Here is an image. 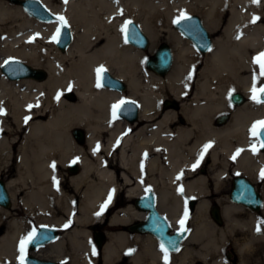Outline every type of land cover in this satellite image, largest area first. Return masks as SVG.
<instances>
[{"label":"bare ground","instance_id":"bare-ground-1","mask_svg":"<svg viewBox=\"0 0 264 264\" xmlns=\"http://www.w3.org/2000/svg\"><path fill=\"white\" fill-rule=\"evenodd\" d=\"M40 1L69 23L72 42L63 52L51 39L57 22H39L25 16L21 7L8 6V0L0 1V66L15 58L47 72L43 82H9L0 75V109L4 112L0 115V168L13 167L6 181L12 207L0 210V220L6 219L10 230L23 224L15 218L17 205L34 221H39L40 213L44 224L58 230L68 228L51 248L61 250L68 244L80 259L91 250V225L111 211L102 260L112 264L121 249L131 245L132 238L122 226L139 216L131 201L146 188L155 191L175 226L183 215L184 202L207 193L210 179L220 193L231 169L232 175L252 180L259 176L264 154H254L248 145L252 125L264 121V104L256 107L246 101L232 108L227 94L233 90L250 96L253 76L256 82L261 78L253 58L264 53V0H59V5L53 0ZM182 11L199 14L207 31L216 35L211 49L199 53L177 30L170 32L166 37L173 48L170 72L164 77L147 72L139 75L145 69L144 55L124 41L123 22L136 21L154 41L151 27L165 24L167 28ZM101 66L126 83L128 99L140 106L145 124L141 128L112 119V106L124 96L96 87V69ZM168 91L180 102L177 111L162 107ZM68 92L75 94V102L64 98ZM225 112L229 121L218 127L216 117ZM75 127L86 132L84 146L74 141L71 130ZM209 144L199 163H208L209 170L200 175L199 165L194 170L193 165ZM70 163H76L79 172L61 178V170ZM109 193L110 202L97 215ZM119 197L131 200L129 205L116 209ZM202 208L199 204L197 210ZM223 210L230 216L238 214L239 208L227 203ZM193 229L194 240L202 230L207 231L198 223ZM2 241L0 248L10 249V240ZM220 249V243L211 239L199 250L206 257Z\"/></svg>","mask_w":264,"mask_h":264},{"label":"flooded vegetation","instance_id":"flooded-vegetation-1","mask_svg":"<svg viewBox=\"0 0 264 264\" xmlns=\"http://www.w3.org/2000/svg\"><path fill=\"white\" fill-rule=\"evenodd\" d=\"M159 47V46H158ZM157 47V48H158ZM156 48V49H157ZM156 49L153 53L145 55V59L153 57ZM147 52V51H146ZM174 62V57H173ZM148 71V70H147ZM149 72V71H148ZM150 73V72H149ZM173 104L164 102L162 107H173ZM226 118L220 117L217 119ZM142 122L135 125L136 129L141 128ZM264 170V168L262 169ZM256 179H249L243 175H233L226 179L225 185H222L219 192H215L214 187L207 186V193L201 197H190L183 204V210H187L188 217L185 223L187 231L177 236L179 225H173L166 210H163L158 197L154 192V209L160 216L153 215L147 210L149 203L139 202L143 197L144 193L139 197L133 199L132 208L139 215L133 221L128 222L123 228V232L128 238H132L131 245L124 247L119 252L118 258L112 262V264H164L163 253L160 251V244H164L169 252V264H179L180 261L183 264H264V226H262L261 232H257L256 228L258 222L264 221V196L262 189L264 186V179L260 176ZM8 176V175H7ZM7 176H5L7 178ZM10 176V175H9ZM8 176V177H9ZM0 178V181L4 184L6 192L10 197V203L8 208H4L0 205V210L10 211L12 207V198L6 187V181ZM239 178H244L254 189L251 192L244 184L238 181ZM224 180V179H223ZM213 185V184H212ZM237 191L236 194H233ZM260 199V205L258 208L253 199L256 197ZM241 199L251 200V203L244 204L238 202ZM220 200L223 203H220ZM128 201V202H129ZM230 204L238 207V214L225 216L223 205ZM203 204V208L198 211V205ZM129 204L127 200L122 199L121 202L116 204V209L127 207ZM16 219H22L23 224L16 227L13 231L6 226V219L0 220V247L3 242V238L10 240V249L7 251L0 248V264H18V243L24 236L27 235L33 228L37 230V241L34 244L28 246L26 252V263L35 264L38 262L49 261L58 264H77L75 258L71 256V252L64 251V260L60 258L47 260L45 259L46 248L57 244L60 233L56 235V238L49 243H45V239L42 236L40 228L44 225L42 222L44 217L38 213L39 221H34L29 216H26L20 207L17 208ZM183 212V214H184ZM112 212H105L103 218L94 221L91 225V250L93 257L96 258L95 264L103 263V249L107 244V226L109 224V218ZM183 216V215H182ZM181 219V218H180ZM32 221L36 225H32ZM202 224L207 227V231H201L198 234L197 239H193L194 225ZM201 226V225H200ZM40 237V238H39ZM192 238V239H191ZM211 239H214L217 243H220L221 249L219 252H215L212 255H202L204 252L200 251L201 247ZM169 240L176 241V247L179 251L174 250L168 244ZM191 250V251H190ZM186 251L190 252V255L185 256ZM61 255L60 249L53 247L52 256ZM135 257V262H133ZM92 264V262H88Z\"/></svg>","mask_w":264,"mask_h":264},{"label":"water","instance_id":"water-1","mask_svg":"<svg viewBox=\"0 0 264 264\" xmlns=\"http://www.w3.org/2000/svg\"><path fill=\"white\" fill-rule=\"evenodd\" d=\"M8 2L12 5L19 6L23 9V11L29 16L36 19L42 23H54L57 22V28L60 27L59 22L57 21V17L59 15H55L49 11V9L40 1V0H8ZM190 20H180L179 23H174L173 27L177 30L183 37L190 40L195 49L205 54L212 47V39L204 27L201 19L196 15L189 16ZM68 24V22H67ZM124 37L126 42L132 46L133 48L145 52L148 50L150 39L144 33V31L140 28V26L134 22H131L127 26V30L124 32ZM72 42V34L70 30V26L66 28H61L60 36L58 42H55V46L61 51H65V49ZM172 66V52L170 47L167 44H162L155 51L153 57L147 59L145 61V67L155 73L159 77L166 76L171 69ZM0 72L8 79L9 81H17L21 79H32L36 81H44L47 78V73L44 70L33 68L21 61L9 59L6 60L3 65L0 67ZM101 85L103 88H106L110 91H116L120 93H124L127 90V87L124 81L114 77L111 73L105 70L102 74ZM264 88V87H261ZM264 100V96L261 97ZM131 103H127L122 106L121 110L117 114V118L126 121L129 124H135L138 122L139 117V107L138 105L131 100ZM229 101L234 106H242L246 103L244 95L240 93H231L229 95ZM168 103V102H167ZM225 118L219 119L218 123L223 124ZM73 137L76 139L78 143H82L84 141V132L81 129H74L72 131ZM259 138L264 140V128L260 130ZM260 151L264 152V147H260ZM78 167L76 165H71L69 168V172L74 174L77 173ZM238 181L244 184L249 190L254 193V189L252 186L246 181L244 178H239ZM237 191H234L233 194H236ZM256 197L253 199L256 206L255 209L260 205V199L257 197V194H254ZM139 202H147L149 206L147 210H149L153 215L160 217L155 209H154V198L153 192L151 189H147L145 191V197H143ZM238 202H242L244 204H250L251 200L241 199ZM10 203V199L4 184L0 181V205L4 208H8ZM41 238L44 237L45 243L51 242L56 238L58 234L56 228L48 227L43 225L40 228ZM40 238V237H39ZM27 264V263H26ZM35 264H58L49 261L38 262Z\"/></svg>","mask_w":264,"mask_h":264},{"label":"rangeland","instance_id":"rangeland-1","mask_svg":"<svg viewBox=\"0 0 264 264\" xmlns=\"http://www.w3.org/2000/svg\"><path fill=\"white\" fill-rule=\"evenodd\" d=\"M0 1H4V2H6V0H0ZM59 0H53V4H55V5H59ZM6 4L8 5V6H10V7H13V5L12 4H10V3H8V2H6ZM14 6H16V5H14ZM13 8H15V7H13ZM23 11V10H22ZM23 14L25 15V16H28L24 11H23ZM176 15L177 16H175V18H174V20H177L179 17H180V14H178V13H176ZM186 15H196V16H198L200 19H201V21H202V23H203V20H202V18L199 16V14H196V13H193V14H191V13H186ZM126 21H131V22H135L136 23V21H134V20H126ZM173 22L174 21H172V22H170L169 23V25L167 26V28H163V25H165V24H160V25H155V26H152L151 27V30L152 31H154L155 32V36H156V38H155V40L154 41H152V39H150V44H149V49H148V51L147 52H141L144 56L145 55H148L149 53H153V51L158 47V45H160V44H162V43H165V44H168L170 47H171V49H172V51H173V48H172V46L169 44V42H167L166 41V37H169L168 35H170V32H176V30H174V28H173ZM262 23H264V20H263V22ZM124 24H125V21L123 22V25H122V27L124 26ZM136 24H138V23H136ZM204 25V24H203ZM209 33V35H210V38L212 39V43H213V40H214V38L216 37V35H214V34H212V33H210V32H208ZM122 34H123V39H124V41H125V38H124V32H122ZM54 35V34H53ZM3 38V36L1 35V32H0V38ZM126 42V41H125ZM127 44V43H126ZM130 46V45H129ZM134 49V48H133ZM60 51V50H59ZM61 52V51H60ZM8 59H15V58H8ZM262 59H264V58H262ZM7 60V59H6ZM144 68V67H143ZM258 68V67H257ZM38 69H41V70H44L43 68H38ZM257 70V72L260 74V69L258 70V69H256ZM45 71V70H44ZM137 71H139L138 69H137ZM149 73L146 69H144V70H142L141 71V73H139L138 72V74L140 75H144L145 73ZM47 73V72H46ZM0 75H2V73L0 72ZM5 78V77H4ZM6 79V78H5ZM7 80V79H6ZM7 81H9V80H7ZM34 81V80H33ZM45 81V80H44ZM9 82H12V81H9ZM35 82H43V81H35ZM262 86H264V76H261V78H258V80H257V82H256V88L257 89H259L260 87H262ZM237 93V91H230L228 94H227V103H228V105L230 106V107H232V108H237V107H235V106H233L230 102H229V100H228V97H229V95L231 94V93ZM238 93H240V92H238ZM72 95V96H71ZM124 95H125V98H127L128 99V97H129V95H130V92L129 91H127L126 93H124ZM245 97H246V101L247 102H251L254 106H256V107H261L262 106V104H264V103H255V102H253V100L251 99V95L250 96H246V95H244ZM67 101H69V102H75V100H76V96H75V94L74 93H72V92H68L66 95H65V97H64ZM164 101H170L174 106L173 107H168V108H165V109H169V108H172L173 110H175V111H177L178 110V106L180 105V102L178 101V100H175L174 99V97L170 94V92L168 91V93H166V95H165V97H164V100H163V102L162 103H164ZM222 116H225L226 117V120H225V122L223 123V124H218L217 122H216V125L218 126V127H223L225 124H227V122L229 121V113L228 112H225V113H222V114H219V116H217L216 117V121H217V119L219 118V117H222ZM142 123H144V122H142ZM74 129H81V128H77V127H75V128H73L72 130H71V133H72V131L74 130ZM82 131H84L83 129H81ZM84 134H85V137H84V141L82 142V143H78L77 141H76V139L74 138V141L76 142V144H78L79 146H84V142H85V139H86V132L84 131ZM73 136V135H72ZM256 137H252L251 136V134H249V145H248V149L249 150H251L252 152H253V147H256L257 148V151L254 153V154H258V153H260V151H259V145L258 144H256ZM262 154V153H261ZM264 154V153H263ZM14 155H15V150H14ZM14 162L15 161H13V164H14ZM9 164H10V161L9 162H7V165L6 166H9ZM73 164H75L76 165V163H70V164H68L66 167H65V169H62L61 170V178H66V179H69V178H71V176H73V175H75V174H77L78 172H79V167H78V171H77V173H75V174H72V173H70L69 172V167H70V165H73ZM207 165H208V163H205L204 165H199L198 167H197V171L199 172V174L200 175H202L204 172H208L207 170H209L208 169V167H207ZM233 165H234V162L233 161H231V166L230 167H233ZM13 170V167H6V168H4V167H2V168H0V178H2V180L4 179L5 180V176H9V175H11V171ZM233 173H232V169L230 170V172L228 173V175H226V176H224V183H223V185H225V183H226V179L228 178V177H233V175H232ZM7 176V178H6V180L9 178ZM207 185H209L208 187L209 188H211V186H213L212 185V181H211V179H210V183H208ZM207 187V186H206ZM123 198L122 197H119L118 198V200L116 201V204L117 203H119V202H121V200H122ZM130 202V201H129ZM76 204L78 203V201H76L75 202ZM128 203V202H127ZM16 208H19V205H17L16 206ZM18 210V209H17ZM32 223V225H36L35 224V222L34 221H32L31 222ZM67 230H68V228H64V229H62V230H59V233L62 235V234H64L65 232H67ZM47 250L45 251V259H47V260H53V259H59L60 258V260L61 261H63L64 260V257H65V255L63 254L64 253V251H66V252H71V256H73L74 258H75V260H76V262H77V264H83V263H85L84 261L85 260H87L88 262L90 261V262H92V264H95L96 263V258H94L93 257V253H92V251H90V250H88L86 253H85V255H81L80 256V259L78 258V256L76 257L75 256V252H73L72 251V249H70V246L68 245V244H65L64 246H63V248L60 250V252H61V255H59V256H52V251H53V248H46ZM84 256L86 257V259L84 258Z\"/></svg>","mask_w":264,"mask_h":264},{"label":"snow or ice","instance_id":"snow-or-ice-1","mask_svg":"<svg viewBox=\"0 0 264 264\" xmlns=\"http://www.w3.org/2000/svg\"><path fill=\"white\" fill-rule=\"evenodd\" d=\"M65 2H67V0H65ZM253 3H258L259 0H252ZM191 18L189 16H187L183 11L180 14L179 19L174 20V23H179L180 20H190ZM57 21L59 22L60 27H58L56 29V33L52 36V42H58L59 36H60V31L61 28H66L68 26L67 21L65 19V17L63 16H58L57 17ZM253 22H255V19L253 20ZM131 23V21H125L124 26L121 28L122 32H125L127 30V26ZM237 39H239V36H237ZM31 42V41H30ZM264 53H260L258 54L257 57L253 58V63L254 64H259L260 67V75L264 76ZM105 71V69L101 66L100 68L96 69V74H97V80H96V87L100 88L101 85V79H102V74ZM189 78H191V74L189 75ZM256 79L257 77L254 75L253 76V87L251 89V99L253 100V102L255 103H264V100L261 99L262 96H264V88H260L257 89L256 88ZM127 103H131L130 101H126V100H120L117 104H114L112 106V118L116 119L117 118V114L118 112L121 110L122 106L127 104ZM31 107V106H30ZM4 112L2 109H0V115H3ZM29 118L26 117L25 118V123H27V120ZM264 128V121H260V122H256L252 125L251 129H250V134L252 137H256V144H258L260 147H264V140H261L259 138V134H260V130ZM211 145H205L204 146V150L201 152L200 154V158L197 159L196 163L193 165V170L195 169V167H197L200 163V159H202L204 151L207 150L208 147H210ZM99 145H97V148L94 149V154L95 152L98 150ZM253 152L255 153L257 151L256 147H253ZM240 150H238L239 152ZM233 159H235V156L233 157ZM75 162V161H73ZM50 167L55 170V164L50 165ZM261 179H264V170L261 171ZM181 178V176H177V180H179ZM53 183L54 185L57 183V181L55 180V178L53 179ZM183 189L182 188H178V192L182 193ZM111 200V193H109V197L108 200L105 202V204L101 205V211L97 213V215H100L103 210L107 207L108 202H110ZM188 217V213L187 210H185L183 217L178 221V231L176 233L177 236H181L183 235L187 229L185 228V223ZM68 225H65V227H67ZM262 226H264V221H260L258 222V226L256 228V231L259 233L262 230ZM37 230L35 228H33L30 232L27 233L26 236H24L23 238H21V240L18 243V252H19V257H18V264H26V252L28 249V246L31 244L36 243L37 241ZM168 244L171 248H173L176 251H179V248L176 247V241L173 240H169ZM160 251L163 253V262L164 264H169V252L168 249L165 247V245L162 243L160 244Z\"/></svg>","mask_w":264,"mask_h":264}]
</instances>
